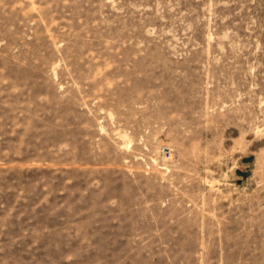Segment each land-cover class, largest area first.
<instances>
[{"label": "rangeland", "instance_id": "1", "mask_svg": "<svg viewBox=\"0 0 264 264\" xmlns=\"http://www.w3.org/2000/svg\"><path fill=\"white\" fill-rule=\"evenodd\" d=\"M0 264H264V0H0Z\"/></svg>", "mask_w": 264, "mask_h": 264}, {"label": "water", "instance_id": "2", "mask_svg": "<svg viewBox=\"0 0 264 264\" xmlns=\"http://www.w3.org/2000/svg\"><path fill=\"white\" fill-rule=\"evenodd\" d=\"M252 160H253L252 156L244 159L245 162H250ZM236 172L237 174L242 175L245 178L249 177L252 173L251 170H241V169H237Z\"/></svg>", "mask_w": 264, "mask_h": 264}]
</instances>
